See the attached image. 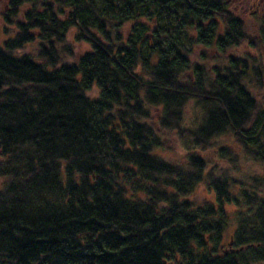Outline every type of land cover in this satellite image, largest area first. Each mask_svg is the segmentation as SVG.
Returning a JSON list of instances; mask_svg holds the SVG:
<instances>
[{"label":"trees","instance_id":"16d2710c","mask_svg":"<svg viewBox=\"0 0 264 264\" xmlns=\"http://www.w3.org/2000/svg\"><path fill=\"white\" fill-rule=\"evenodd\" d=\"M232 7L6 0L0 264H264V177L160 153L167 135L187 136L235 173L226 146L264 169V66L248 55L193 61L197 48L264 46V15L252 12V28ZM78 44L88 50L77 55ZM200 186L214 202L195 203Z\"/></svg>","mask_w":264,"mask_h":264},{"label":"rangeland","instance_id":"374dc122","mask_svg":"<svg viewBox=\"0 0 264 264\" xmlns=\"http://www.w3.org/2000/svg\"><path fill=\"white\" fill-rule=\"evenodd\" d=\"M5 2L6 0H0V12H2L3 5ZM231 4L232 6H234L232 8H234V11L237 14V16L242 18V20H244L245 23H250L252 28H255L253 22L250 21V18H251L250 15L252 14V12H257L259 16L264 15V0H234V1L231 0ZM258 5H259V9L258 11H256L255 7H257ZM4 27L5 26L3 24V21L0 18V44L1 45L4 40L12 37L13 35V31L5 32ZM69 39H71V37H69ZM75 47L76 49L75 48L74 49L77 55L88 50V46L84 44H78ZM196 50L197 51L195 52L193 61L199 63L198 58L205 57L206 60L204 64L206 68L208 67L211 68L213 65H216V64L224 65L226 64L230 56L244 57L247 55L249 56V58H251V60L254 61L255 64L257 65L262 64L264 66V46H261L258 49H255V48L251 49L250 47L244 45V46H241L237 50H231L227 56H219L215 54L213 51L204 50L202 48L200 49L197 48ZM203 52L206 54L205 56L201 55ZM24 53L33 55L34 47L28 46L24 50ZM20 54H22V50L18 51L16 55L18 56ZM97 93L98 91L94 90L92 93H90L89 96L96 97ZM192 111H193L192 107H189L187 116L184 121V125L186 127L189 126V124L191 123L190 120L193 118L194 113H192ZM187 138H188L187 136L178 137L176 135H171V136L167 135L165 139L163 140L164 150L160 152L161 155H163V157H166V158H174L175 160L181 162L185 159V156L189 152L200 153L201 157H203L207 161L208 168L215 167L217 169H228L227 171L228 173H231V175L245 174L247 177L248 176L264 177V169L257 164L242 160L241 155H239L240 150L236 146L231 145V146H226V148H228L230 155H233V153H236L238 155L239 161L237 162V166H236V168L238 169V173L233 172L231 169V166L227 162L219 161L218 156H217L219 149L215 148V149H207L206 151H202L198 148H194L190 146L189 145L190 143L188 141L185 143L184 141L188 140ZM187 143L191 147V149H187L188 148V146L186 145ZM231 165L233 166L234 164H231ZM192 198L197 205L214 202L213 194L209 193L205 189V186L198 187L195 193L193 194ZM236 210L237 208L232 205L226 207L227 213L231 215L229 219L233 217ZM231 223H233L232 219H231Z\"/></svg>","mask_w":264,"mask_h":264}]
</instances>
